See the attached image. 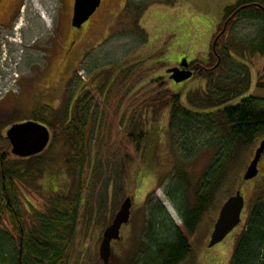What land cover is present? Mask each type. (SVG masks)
<instances>
[{"label": "rangeland", "instance_id": "rangeland-1", "mask_svg": "<svg viewBox=\"0 0 264 264\" xmlns=\"http://www.w3.org/2000/svg\"><path fill=\"white\" fill-rule=\"evenodd\" d=\"M123 1L101 0L90 18L80 28H75L69 25V0H23V10L13 33L3 31L0 34V143L5 151L10 150L5 140L7 129L27 122L42 125L43 121L36 118L35 113H39L42 118H50L51 123L55 122L68 99L71 98L72 106L79 89L88 90L93 77L86 78L82 69L73 75L70 73L72 64L65 66V50L68 47L74 52L75 62L85 53L87 47L81 35L83 38L90 33L87 43L96 45L81 68L92 71L125 59L124 65L126 62L135 65L134 73L146 80L143 90L134 91L128 83L127 92L118 94L110 107L102 105L105 110L103 126L97 137L89 142L92 152L85 165H80L78 152L65 142L60 125L50 128L48 124L45 125L50 139L46 147L30 160L31 164L38 167L40 174H36L32 182L25 181L21 185V202L29 208L25 198L36 208H41L45 205L46 196L72 195L77 190L87 200L85 208L81 207L80 210L81 221L76 228L67 264H100L98 248L102 231L109 225L125 197L131 198V217L122 227L120 240L112 247L116 260L126 258L128 252L133 253L143 238L148 195L166 207L174 225L180 228L181 221L168 201L165 190L171 189L176 167L184 163L185 169L196 178L212 155V151L206 148H199L196 155L191 154L192 150H184V147L189 148L190 142L182 144L181 136L169 131L168 109L158 113L156 109L160 104L152 100L164 90H170L178 94L182 105L186 106L188 95L192 97V94L207 91L209 82L198 75V70L190 79L176 83L167 77L166 69L176 66L184 57L190 62L199 60L202 67L206 59L211 60L209 63L214 62L210 56L211 40L223 21L215 25L216 17L220 15L219 8H225L230 2L209 0L203 6L205 0H137L139 8L133 9L138 14L137 23L143 10L151 3L170 4L171 7L167 8H171V14L175 13L174 18H177L176 23L162 17V25H147L148 37L143 39L136 34L135 29L126 25L128 23L120 22L117 11ZM183 2L185 4L181 6ZM125 6L126 2L122 6V14ZM155 18L158 21L157 15ZM262 26L260 19H242L229 31L232 40L229 53L246 65L249 71V86L235 102L247 95L264 96V89L256 86L263 72L264 54L247 55L259 45ZM86 100L89 103H102L95 88L88 91ZM144 100L146 104L141 103ZM134 122L140 123L141 128L148 131L139 150L133 143L127 142L124 136V130L129 129L128 126ZM53 133L59 136L55 137ZM201 133H196L191 139L195 138L196 141L201 136L200 140L207 141L209 136L205 132ZM88 138L86 135V141ZM258 143L255 140L247 147L237 163V177L226 183L193 233L188 235L193 251L184 264L228 263L235 239L244 227L249 208L256 202L264 182V160L256 177L249 181L241 178ZM195 146L200 144L196 142ZM183 154L195 157L184 159ZM8 156L11 160L18 159L12 154ZM95 156L98 164L94 166ZM108 161L112 164L109 169ZM27 165L33 166L29 165V161ZM238 185H242L246 202L241 212V222L221 242L207 247L221 203L234 193ZM90 220L92 222L86 227ZM13 234L12 226L7 220L1 219L0 264L12 261L11 257L15 253L11 238Z\"/></svg>", "mask_w": 264, "mask_h": 264}, {"label": "trees", "instance_id": "trees-1", "mask_svg": "<svg viewBox=\"0 0 264 264\" xmlns=\"http://www.w3.org/2000/svg\"><path fill=\"white\" fill-rule=\"evenodd\" d=\"M138 3L133 0L126 2L124 13L120 14V22L128 23L126 25L145 39L146 33L137 24L138 14L133 11L139 8ZM239 6L241 14L254 15L263 22L259 45L247 52V55L264 54V0H236L234 5L224 8L223 20ZM231 44L221 43L220 40L214 47L215 54L212 51L210 55L214 62L209 63L211 60L206 59L204 67L200 66L199 60L192 61L198 75L209 82V87L203 93L192 94V97L188 95L186 106L182 105L180 96L170 90H164L152 100L160 104L156 109L158 113L168 109L169 131L179 134L182 144L190 142L189 148L184 147V150H192L191 154L198 152L199 148L212 151L209 163L196 178L185 169L184 163L176 167L171 189L165 190L168 199L179 210L183 228L176 227L161 209V203L148 195L142 240L135 251L128 252L124 259L116 260L114 253H111L108 264H180L185 261L193 251L188 235L193 233L226 183L237 177V163L241 156L255 137L264 131V97L249 95L235 102L249 86V71L246 65L235 60L229 53L230 49L227 47ZM124 60L109 67L92 70L96 72L90 79L88 90L79 89L72 106L71 98L68 99L69 102L65 103L55 122L51 123L50 118H42L39 113H35V117L43 121V125L48 124L49 128L60 125L65 142L78 152L80 165H85L90 160L92 149L89 148V142L101 132L105 111L102 105L107 107L118 94L126 93L128 83L133 86L134 91L143 90L146 80L134 73L135 65L130 62L124 65ZM256 86L264 89V68ZM93 88L100 95L102 103H89L86 100L88 91ZM146 102L144 100L141 103ZM128 127L130 128L124 130L125 139L139 150L148 131L142 129L140 123L134 122ZM201 132L209 136L207 141L200 140L201 136L196 141L195 138L191 139ZM53 134L55 137L58 135ZM86 135L89 136L88 141L85 139ZM5 140L9 145L7 138ZM196 142L200 146H195ZM8 154H11L10 150L5 151L0 143V220H7L14 233L11 238L15 253L9 264H67L76 228L81 221L80 210L81 207L85 208L87 200L77 190L72 195L46 196L45 205L41 208H36L23 198L29 205L28 208L21 202V185L25 181L32 182L40 172L38 167L31 164L32 157L11 160ZM183 155L184 159H189L196 154ZM94 159L95 166L98 164L97 156ZM26 161L33 166L29 167ZM111 165L110 162L108 169ZM90 222L92 221H88L86 227ZM100 264L103 262L100 261ZM227 264H264V182L256 202L249 208L244 227L234 242Z\"/></svg>", "mask_w": 264, "mask_h": 264}, {"label": "water", "instance_id": "water-1", "mask_svg": "<svg viewBox=\"0 0 264 264\" xmlns=\"http://www.w3.org/2000/svg\"><path fill=\"white\" fill-rule=\"evenodd\" d=\"M99 4L100 0H74L71 18L72 26L76 28L81 27L94 13ZM188 65L189 62L184 57L178 66L166 69V73L176 83L185 81L193 75L192 71L187 68ZM6 137L10 144L11 153L17 157L26 158L35 155L46 147L49 141V131L43 124L39 125L27 122L7 129ZM263 152L264 138L256 148L253 159L246 167L242 175L243 180H250L257 175V163ZM131 205V198L125 197L109 225L102 231L98 248V258L103 264H108L109 262L111 256V241L119 239L121 226L129 221ZM243 205L244 199L239 190L223 202L210 234L207 247H212L221 242L238 225Z\"/></svg>", "mask_w": 264, "mask_h": 264}, {"label": "flooded vegetation", "instance_id": "flooded-vegetation-1", "mask_svg": "<svg viewBox=\"0 0 264 264\" xmlns=\"http://www.w3.org/2000/svg\"><path fill=\"white\" fill-rule=\"evenodd\" d=\"M73 2H74V0H69V2H68V9L70 10V12H69V25H72L71 24V18H72V13H73ZM235 3H236V1L234 2V4ZM244 5L246 6L247 4H243V6ZM241 6L236 7V9L232 13H230V15H228L225 20L222 21V23L220 24L221 26L216 30L214 36L212 37L211 50L214 51L213 52L214 54H215V50L213 49V46L216 47V44L218 45V42L220 40H221V43L224 42L225 44H230L232 42V40L230 39L229 31L232 30V28H233L234 25H238L239 22L242 19H257V17H255L254 15L253 16H248V15H246V13L245 14H241L240 11H239V9L241 8ZM22 10H23V0H0V34L3 31H10L11 33H13V30L16 28V25H18V18L20 16V13H21ZM85 35L86 36L83 37V38H82V35H81V40L82 41L84 40V42L86 43L85 48L87 47L85 53L78 59L77 62H75V60H74V52L72 51V48H69V47L67 49L65 48L66 49L65 50V52H66V54H65L66 55V61H65L66 64H65V66L68 67L69 64H72V67L70 68L71 69L70 70V73L71 74L76 75L77 72L80 69H82L83 72L85 73L86 78H90V77H93L94 76V74H95L96 71H94V72L93 71L92 72L91 71H87V70H85L84 68H81V67L87 61L86 60L87 55L91 51H93V50L96 49V45L91 46L90 43H87V41L89 40L88 38L91 36L90 33H87ZM76 42H77V37H76ZM74 43H75L74 40H72V44H74ZM88 45H90V46L88 47ZM227 49L229 50L228 47H227ZM218 60H219V58H218ZM177 66H178V64H177ZM187 68L190 69V70H192L193 74L196 71L195 66H194V64L192 62H190L189 66ZM247 96H249V95H247ZM258 97H264V96H258ZM263 138H264V131L262 133H259L255 137V140H258L259 143H260ZM259 143L255 147L250 161L253 159L254 152H255L256 148L259 146ZM263 160H264V152L261 154V157H260V159H259V161L257 163V170H258V173L257 174L260 173V165L263 162ZM250 161H249V163H250ZM248 164H247V166H248ZM243 181H249V180H243ZM241 187H242V185L241 186L238 185L237 189L234 191L233 194H235V192L238 191V190L240 191V193H241V195L243 196V199H244V205H243V208H244L246 202H245V196H244V193H243V190H242ZM233 194H231V195H233ZM231 195H229V196H231ZM229 196H227V198ZM168 201L171 203V206H172L173 210L176 212V214L178 215V217H179V219L181 221L180 214H179V210H178L177 206L173 202H171L169 199H168ZM223 202L221 203V205L223 204ZM243 208H242V210H243ZM161 209L164 210V212L166 213V215L170 218L171 222L173 223V221H172L173 219L170 217L171 216L170 213H168V210L166 209V207H164L163 204H161ZM217 216H218V214H217ZM130 217H131V211H130ZM214 223H215V221L213 222V226H214ZM123 225L120 228V237H119V239L118 240H112L111 241V247H113L114 244L117 241L120 240V238H121V230H122ZM213 226H212V229H213ZM182 228H183V223L181 221V227H180V229H182ZM187 260H188V258L185 261H182L180 264L187 263L188 262Z\"/></svg>", "mask_w": 264, "mask_h": 264}, {"label": "crops", "instance_id": "crops-1", "mask_svg": "<svg viewBox=\"0 0 264 264\" xmlns=\"http://www.w3.org/2000/svg\"><path fill=\"white\" fill-rule=\"evenodd\" d=\"M135 1H137V0H135ZM186 1L191 2L192 0H186ZM223 1H224V3L225 2H228V3L230 2L229 4H231V3L234 2V0H223ZM125 2H127V0H125V1L122 2V5L120 6V8L117 11V15H120L121 14V12H122V6L124 5ZM137 2H139V1H137ZM208 2H209V0H205L203 2V6H205L206 4H208ZM184 4L185 3L183 2L181 6H183ZM188 4H190V3H188ZM167 7H171V5L168 4V3H151V4H148V7L146 8V10H143V13L141 14V17L139 18L137 24L139 25V27L144 32H146L147 25H162V20H163L162 17L165 18L166 20H170L171 23H176L177 18H174V15H176V14L175 13H172L171 14L170 11L172 9L171 8L169 9ZM223 8L224 7L219 8V9H221L220 10V15H219V17L217 15V17H216L217 18V21H216V24L215 25H218V23H220V21L222 19L223 11H224ZM156 15L158 17V21L155 18ZM177 16H178V14H177ZM117 22H118V19H117ZM146 37H148V33L147 32H146Z\"/></svg>", "mask_w": 264, "mask_h": 264}]
</instances>
